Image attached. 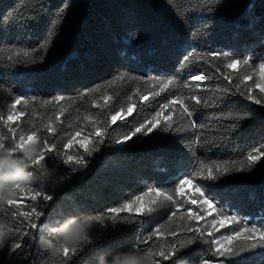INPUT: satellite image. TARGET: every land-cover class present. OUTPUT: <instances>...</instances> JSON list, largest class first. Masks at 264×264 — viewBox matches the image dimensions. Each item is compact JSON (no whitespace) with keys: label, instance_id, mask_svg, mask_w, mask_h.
<instances>
[{"label":"trees","instance_id":"obj_1","mask_svg":"<svg viewBox=\"0 0 264 264\" xmlns=\"http://www.w3.org/2000/svg\"><path fill=\"white\" fill-rule=\"evenodd\" d=\"M0 49H5L0 52L3 119L13 111L9 104L24 113L12 127L33 108L35 118L48 111L59 117L53 118L51 134L43 132L56 145L53 153L46 151V163L69 178L47 189L54 198L40 223L57 206L105 215L118 208L115 227L109 222L107 230L98 231L96 244L85 255L111 254L155 233L153 240L162 239L166 248L175 249L162 264H264V241L258 233L234 242L238 247L225 257L214 255L210 243L242 228L264 231V164L230 171L216 181L191 175L201 162L235 161L239 167L253 149L264 145V107L245 99L252 95L264 100L259 88L264 0H0ZM225 51L229 58L223 57ZM189 53L193 55L185 62ZM211 53L221 55L214 58ZM245 57L246 64L241 62ZM231 60L238 63L229 68ZM195 75L208 79L195 81ZM168 79L174 83L161 91L160 81ZM193 94L207 105L187 99ZM55 96L65 99L54 101ZM16 97L27 104H17ZM176 97L194 107L191 118L174 104L170 127L161 120L152 133L144 135L142 130L124 139L141 124L146 130L161 105ZM161 115H169V108ZM197 138L209 143L196 144ZM77 139L87 141L85 149L71 146ZM92 148L96 150L88 155ZM255 154L264 161V152ZM69 155L86 162L77 163L75 173L61 164ZM183 179L185 184L193 182L195 191L197 186L216 185L213 208L236 221L212 235L206 231L203 239L181 248L179 214H199L197 205L206 197L196 191L192 199L176 196V204L161 198L152 203L155 194L148 189L163 188L175 195V185ZM137 196L143 199L137 201ZM141 204L144 209L137 213ZM122 217L132 222H120ZM214 217L217 213L208 210L203 219L190 223L207 228ZM250 244L256 246H246ZM240 245H245L243 251Z\"/></svg>","mask_w":264,"mask_h":264},{"label":"clouds","instance_id":"obj_2","mask_svg":"<svg viewBox=\"0 0 264 264\" xmlns=\"http://www.w3.org/2000/svg\"><path fill=\"white\" fill-rule=\"evenodd\" d=\"M232 63L235 66L238 61ZM4 108L0 102V264H162L174 255L172 248L165 247V241L152 239L155 233L144 242L111 254L101 251L85 255L96 244L98 231L107 230L109 222L115 227L120 209L105 215L65 211L57 206L40 223L54 198L46 194L47 189L58 188L69 178L46 163V151L53 153L56 145L43 132L51 134L53 118L59 117L48 111L35 118L33 108L21 124L12 127L24 113L16 112L3 119ZM78 161L69 156L63 164ZM71 172L75 173L76 168ZM124 208L131 211L129 205ZM143 209L141 204L135 211L140 213ZM120 222L131 223L132 218L122 217Z\"/></svg>","mask_w":264,"mask_h":264},{"label":"snow or ice","instance_id":"obj_3","mask_svg":"<svg viewBox=\"0 0 264 264\" xmlns=\"http://www.w3.org/2000/svg\"><path fill=\"white\" fill-rule=\"evenodd\" d=\"M5 51V49H0V52ZM33 51H37L36 49H33ZM25 56H28L29 54L27 52L24 53ZM192 53H189L188 55H184L183 60L185 62L189 61L192 57ZM210 55H213L214 58H219V53H211ZM223 57L225 58H229V53L227 51L222 53ZM0 59H2V57H0ZM9 59H12V57H9ZM248 57L244 58L243 61H241L242 63H247L248 62ZM233 61L236 60H231L228 64L227 67L232 68L235 67L233 66ZM261 68H264V63H262L260 65ZM121 75H123V73H121ZM262 75H264V73H262ZM193 80L195 81H201V80H206L208 79V77L206 76H200V75H195L192 77ZM225 79H228V76L225 75ZM173 80L168 79V80H162L160 81V90L163 91L165 90L169 85L173 84ZM97 87H99V85H97ZM184 87H189L188 84H185ZM195 87H199V85L195 86ZM92 89H89V91H91ZM261 91L264 92V88H261ZM158 95V93H156ZM241 95H244V93H241ZM65 97L62 96H55L53 97L54 101H62L64 100ZM146 99V97H145ZM192 101H195L196 105H207V101L202 100L199 96H197L196 94L191 95L189 98ZM245 99L248 100H252L254 103L261 105L262 107H264V100L261 99H257L252 95H245ZM16 103L17 104H27V101H21L19 97L15 98ZM45 103H48L47 101H45ZM174 104H179V108L180 110H182V112L184 114L187 115V117L191 118L193 116V112L195 111L194 107L190 106L189 104H187L185 102L184 99H182L181 97H176L175 100L173 101H169L168 104L165 105H161V111H157L156 115L154 117V122H152L150 124L149 127L146 128L145 130V125L141 124L140 127L135 128V130L129 134H126L124 139L128 140L129 136H135L136 134H139L143 131L144 135H147L148 133H152L153 129H155L157 127V124H159V122L161 120L165 121V123L170 127L172 124V118H171V112L174 110L172 108V105ZM164 108H169V115H161V112ZM12 110L15 109L14 108H10ZM20 111H23V109H20ZM129 113H131L133 111V106L129 105L128 108ZM16 111H13V114H15ZM116 117H113V120H115ZM121 119H123V117H121ZM193 127H196V124L193 123L192 125ZM165 130L167 131V128H165ZM102 135V134H101ZM72 141H69V144H71ZM84 143H87V141L85 140ZM84 143L81 144V146H84ZM196 144H207L209 143V141L205 140V141H201L199 138H197V140L195 141ZM96 149L92 148V149H88V155H91L93 151H95ZM258 151L260 152H264V145H261V148L259 150L257 149H253L252 152H250L246 158V161H241L240 166L236 167V162L232 161H222V162H216V161H212L211 164H204L203 162H201L199 168H197L194 172L191 173L192 177H197V176H201L206 180L209 181H216L218 180L220 177L224 176L225 174L229 173L230 171H247L248 169H250L251 167H253L254 165L257 164V162H260L262 164H264V161L261 160V155L255 154ZM71 157V156H70ZM78 163L84 164L86 163L85 161H78ZM207 172V176H204V172ZM188 182L187 179H183L180 180L179 183H177L175 185V195H172L170 192L166 193L165 190L163 188H149L148 192L149 193H154L155 195L153 197H151L150 202L155 203L157 198H161L162 200H167V201H172L174 204L178 203V201L176 200V196H180L183 197L184 196V192H183V185ZM217 186L216 185H209L207 188L203 187V186H197L196 191L201 193L204 197H206L205 199H203V203L202 204H198L197 206L201 209L200 213L197 214L196 212H188V213H180L179 214V218L183 221V223L180 225V227L183 229V235L182 237L178 238V243L180 244V247L183 248L187 245H194L198 239H203V234L207 231L208 235H212L217 228H225L227 226V222L231 221V222H235L236 221V217L235 216H226L223 215L222 213H220L218 208H213V204L211 203V201L216 199V195L214 194L216 192ZM210 193H213L210 195ZM148 193H145V195H147ZM143 197L142 196H137L136 200L140 201L142 200ZM200 197H197L196 199L192 200V203H197V200H199ZM207 206V208H205L204 206ZM128 206L127 204L124 205ZM118 208H113L111 210L115 211ZM208 210H212L215 211L217 213V217H214L212 220L208 221V227L207 228H197L194 227L192 223H190V221H196V220H201L204 218V213ZM174 216L176 215L175 213L173 214ZM171 219V217H170ZM258 233L259 235V241H264V231H260L258 229L255 228H242L239 231H234V234L231 236H227V237H222L220 240H217L215 238H213L210 243L212 245L215 246V253L214 255L220 256V257H225L228 255L233 254L234 249H236L238 247V245L234 242L236 241H247L248 236L252 235L255 236ZM248 247H255V244H250V245H246ZM240 251L244 250L245 245H240ZM175 249H173L174 251ZM238 254V253H237ZM202 264H207V261H202Z\"/></svg>","mask_w":264,"mask_h":264},{"label":"rangeland","instance_id":"obj_4","mask_svg":"<svg viewBox=\"0 0 264 264\" xmlns=\"http://www.w3.org/2000/svg\"><path fill=\"white\" fill-rule=\"evenodd\" d=\"M262 71H264V70L261 69V76H260V77H261V81H262V83H261L260 86H259L260 89H261V85H264V75H262ZM13 111H15V110H13ZM13 111L10 113V115L13 114ZM16 112H17V111H16ZM82 143H84V140L82 141L81 139H77L76 141H74V142L71 144V146H78V147H80V148H82V149H85V148H86V145L84 144V146L82 147V146H81ZM69 156H71V155H69ZM69 156H68V157H69ZM71 157H72V156H71ZM64 159H65V158H64ZM73 161H76V160H74V158H73ZM61 164H63V159L61 160ZM63 165H64V164H63ZM69 165H70L71 168H73V167H75V166L77 165V163L73 162V163H70ZM183 192H184V195H185L187 198L192 199V197L196 194V191H195L194 186H193V182H189V183L185 184V185L183 186Z\"/></svg>","mask_w":264,"mask_h":264}]
</instances>
